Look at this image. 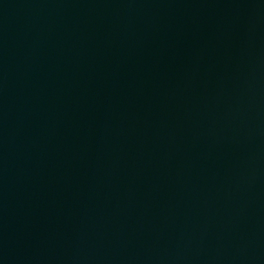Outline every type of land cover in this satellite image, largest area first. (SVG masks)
I'll list each match as a JSON object with an SVG mask.
<instances>
[{
  "label": "water",
  "instance_id": "water-1",
  "mask_svg": "<svg viewBox=\"0 0 264 264\" xmlns=\"http://www.w3.org/2000/svg\"><path fill=\"white\" fill-rule=\"evenodd\" d=\"M0 264H264V0H0Z\"/></svg>",
  "mask_w": 264,
  "mask_h": 264
}]
</instances>
